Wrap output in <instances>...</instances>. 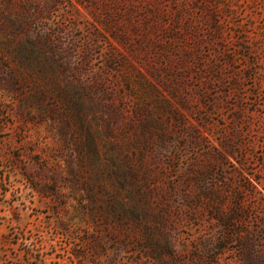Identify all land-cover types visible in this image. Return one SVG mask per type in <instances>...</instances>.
<instances>
[{"label":"rangeland","instance_id":"374dc122","mask_svg":"<svg viewBox=\"0 0 264 264\" xmlns=\"http://www.w3.org/2000/svg\"><path fill=\"white\" fill-rule=\"evenodd\" d=\"M0 264H264V0H0Z\"/></svg>","mask_w":264,"mask_h":264}]
</instances>
